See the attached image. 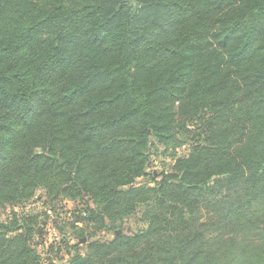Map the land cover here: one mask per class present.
Listing matches in <instances>:
<instances>
[{
  "label": "trees",
  "instance_id": "1",
  "mask_svg": "<svg viewBox=\"0 0 264 264\" xmlns=\"http://www.w3.org/2000/svg\"><path fill=\"white\" fill-rule=\"evenodd\" d=\"M8 208L0 264H262L264 0H0Z\"/></svg>",
  "mask_w": 264,
  "mask_h": 264
},
{
  "label": "rangeland",
  "instance_id": "2",
  "mask_svg": "<svg viewBox=\"0 0 264 264\" xmlns=\"http://www.w3.org/2000/svg\"><path fill=\"white\" fill-rule=\"evenodd\" d=\"M180 152L184 154V149H181ZM171 161H172V159H170V158L167 159L163 154L153 155L151 162H150V166L148 168V171H149V173L156 172L157 175H153V177L159 178V176L163 172L168 170V166L171 163ZM151 176L139 178L138 183H144L147 181H151V179H150V178H152ZM44 194L45 193L43 191L39 192L38 198L41 199L42 195H44ZM46 202L42 203V201H35L34 203L29 204L27 206V209H30V210L33 209V212L46 211L48 209V206H45ZM84 206H85L84 203L81 204V203H76V202L71 201V200H66L64 202V207H65L64 213L60 212L61 216H59V214H57V213L53 214L50 212L51 219H50L49 224L47 226V232L45 234L46 238L44 240V242H46V243L41 245L39 247V250L42 251L43 249H47L51 243H57L60 240L61 236H63L64 234L67 235V237L71 243H77L79 240L76 237H73L71 235V233L73 232L71 225L75 219V217H74V216H76L75 214H77L76 210H79L81 208L83 209ZM10 210H11V208H8L6 212H1L2 216L0 215V217H5L6 215H8ZM16 210H20V209L17 208ZM64 225L66 226L65 228L63 227ZM137 229H138L137 222L134 219H129L128 221H126L124 224H122L120 227H118L117 229H115L111 233L103 232L102 234L99 235V237H102L105 239H111L115 236L116 230H120L121 233L129 234V233L135 232ZM83 245H85V242L83 243ZM53 255H56V253H53ZM66 257H67V255H66Z\"/></svg>",
  "mask_w": 264,
  "mask_h": 264
},
{
  "label": "clouds",
  "instance_id": "3",
  "mask_svg": "<svg viewBox=\"0 0 264 264\" xmlns=\"http://www.w3.org/2000/svg\"><path fill=\"white\" fill-rule=\"evenodd\" d=\"M254 219L264 220V212H262V213L259 215V217L254 218ZM255 247H256V246H253V250H255ZM259 247H260L261 250H262V254H264V245H260ZM233 254H235V253L233 252ZM262 264H264V255H262Z\"/></svg>",
  "mask_w": 264,
  "mask_h": 264
},
{
  "label": "water",
  "instance_id": "4",
  "mask_svg": "<svg viewBox=\"0 0 264 264\" xmlns=\"http://www.w3.org/2000/svg\"><path fill=\"white\" fill-rule=\"evenodd\" d=\"M155 173H156V172H155ZM120 234H121V231H120V230H116V231H115V236H114V237L116 238V237H118ZM85 241H86V239L83 237V238H81V239L79 240L78 243H79V244H82V243H84Z\"/></svg>",
  "mask_w": 264,
  "mask_h": 264
}]
</instances>
